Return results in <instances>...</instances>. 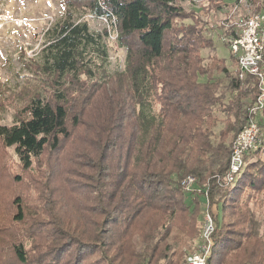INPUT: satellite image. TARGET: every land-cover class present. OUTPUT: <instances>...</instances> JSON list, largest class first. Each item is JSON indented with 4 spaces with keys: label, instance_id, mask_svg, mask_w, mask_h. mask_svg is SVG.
<instances>
[{
    "label": "trees",
    "instance_id": "trees-1",
    "mask_svg": "<svg viewBox=\"0 0 264 264\" xmlns=\"http://www.w3.org/2000/svg\"><path fill=\"white\" fill-rule=\"evenodd\" d=\"M64 1L65 18L45 32L36 57L38 62L34 60L35 74L39 72L43 76L49 90L43 92L34 86L29 88L30 93H22L27 98L16 109L14 122L0 125V145L13 148L24 170H29L33 160L46 149L58 151L62 140L72 138L71 128L78 129L81 125L85 109L80 114V106L74 101L83 90L82 78L93 81L89 104L96 99L95 89L101 87L95 77L105 73V84H119L123 99L112 95L110 101L105 95L102 115L93 107L96 118L89 132L94 146H87L85 153L87 167L103 178L101 189L94 197L99 207L96 215L103 217L104 225L110 229L117 224L113 215L119 210L123 216L117 220L120 227L126 230L140 225L143 228L137 233L142 239L146 238L148 226L155 236L150 248L144 249L142 262L159 264L167 259L164 250L159 249L161 238L171 226L170 221L185 215L190 203L196 225L194 232L199 237L200 225L196 222L202 202L194 195L187 201L180 187L183 178L193 176L197 183H208L210 202L217 203L213 247L207 264H222V255L236 252L238 248L234 246L247 238L244 229L229 228V224H244L247 215L239 214L228 223L229 210L237 207L243 192L264 189V149L245 156L242 171L232 185L221 187L213 178L223 176L228 170L231 143L245 125L247 109L259 94L257 82L252 78L238 80L236 62L231 55L235 62L234 76L219 58L207 69L200 66V47L211 46L213 42L203 38L201 20L193 12L186 13L179 0ZM76 6L94 17L105 18L115 30L116 43L125 50L122 72L108 74L109 32L106 28L92 32L86 21L75 22L71 10ZM185 20L192 22L184 24ZM214 71L223 74L226 81L214 80ZM200 76L205 81H199ZM228 92H232L231 96ZM245 98L249 99L247 106ZM216 112L226 116L225 126L217 134ZM260 120L264 131V109ZM13 204L15 217L21 221L18 198ZM79 238L69 232L64 234L60 237V249L74 245L78 257L88 249L79 245L82 243ZM12 247L19 264H27L22 242L13 243ZM258 254L253 251L248 263L258 264ZM54 263L55 258L45 264Z\"/></svg>",
    "mask_w": 264,
    "mask_h": 264
},
{
    "label": "rangeland",
    "instance_id": "rangeland-1",
    "mask_svg": "<svg viewBox=\"0 0 264 264\" xmlns=\"http://www.w3.org/2000/svg\"><path fill=\"white\" fill-rule=\"evenodd\" d=\"M200 2H198L200 4L194 3L195 5L188 0L178 2L186 13L193 12L199 17L203 25V38L213 42L211 46L200 47L198 52L202 58L200 66L207 69L219 58L224 60L225 66L234 76L235 62L231 59L226 44L220 40L217 27L225 13L230 10L232 3L230 0ZM259 11H264V0H252L240 5L238 15ZM71 12L75 22L86 21L92 32H102L104 28L107 29L109 32L107 72L108 74L122 72L125 50L117 45L115 30L111 29L108 21L103 17H94L77 6ZM66 14L67 5L64 0H0V125L9 126L14 122L16 109L23 105L27 98L26 93L22 95L24 91L30 93L29 88L34 86L43 92L49 90L43 81V76L39 72L35 74L34 60L43 46L45 32L53 24L65 18ZM191 22L185 20L184 24ZM103 75L95 77V81L101 87L95 89L96 99L89 104V97L94 90L90 88L93 81L82 78L83 90L78 95L79 99L74 101L80 106V114L81 110L85 109L81 116V125L78 129L71 128L70 125L72 138L62 140L58 151L46 149L39 158L33 160L29 170H24L13 148H4L0 145L1 264H19L12 247L13 243L17 242H22L28 259L27 264H45L53 258H55L54 264H110L111 259L113 264H149L148 260L142 262L144 249L150 248L155 236L154 232L149 231L148 226L145 227L146 238L142 239L137 233V230L143 228L140 225H133L131 229L126 230L120 227L117 220L119 221L123 216L119 210L113 215L117 224L111 225L110 229L104 225L103 217L96 215L99 207L96 206L97 200L94 197L101 189L103 178L97 177L87 167L85 153L89 148L87 146H94V138L89 132L96 118L93 107L99 109L102 115L105 95L110 101L112 95L116 99H123L121 86L112 85L114 83L105 84ZM212 76L214 80L226 81L224 75L218 72L214 71ZM199 81H205V77L200 76ZM247 86L250 88L249 84ZM247 86L242 87L245 89ZM231 94L232 92H228V96ZM243 101L246 106L249 104L248 98ZM214 117L217 120L214 129L217 134L224 128L226 116L216 112ZM258 117L261 119L262 113H259ZM86 141H90V145ZM92 153L95 157L96 154L93 151ZM205 185L199 181L196 190L193 189L190 193L181 191L187 197V201L188 197L192 198L194 195L202 202L196 222L197 226L200 225V230L206 208H209L213 216L218 211L216 201L210 202V186H208L207 206L202 194L206 190ZM16 198L21 207V221L15 217L16 208L13 201ZM237 203L236 208L229 210L227 222L232 223L239 214L245 213L247 218L244 224H229V228L236 231L244 229L243 233L247 238H242L241 244L234 246L238 248L236 252L224 253L221 262L222 264L233 261L248 263L249 256H252L253 251H257L258 264H264L262 259L264 189L256 193L243 192ZM192 208L193 204L190 203L185 215L181 214L173 222L170 221L171 226L159 243V249L164 250L167 259L160 260L159 264H184L183 260L198 243L199 237L197 238L194 232L196 225L191 217ZM218 221L221 224L222 217H219ZM249 221L250 225H248ZM68 232L77 238L80 237L82 243L79 245L88 248L78 257L74 245L64 250L60 249L62 242L60 237ZM255 240L257 241L254 246ZM59 250L62 253H59ZM104 250L108 255L107 259Z\"/></svg>",
    "mask_w": 264,
    "mask_h": 264
},
{
    "label": "built area",
    "instance_id": "built-area-1",
    "mask_svg": "<svg viewBox=\"0 0 264 264\" xmlns=\"http://www.w3.org/2000/svg\"><path fill=\"white\" fill-rule=\"evenodd\" d=\"M182 1V0H179ZM198 3L204 0H188ZM252 0H230L232 6L217 24L219 38L224 42L236 62V76L239 81L252 78L257 82L259 94L247 109V120L231 143L228 170L223 176L215 175V182L226 187L235 183L244 166V158L256 150L264 149V131L259 123V113L264 109V11L238 15L239 7ZM201 3V2H200ZM198 3V4H200ZM197 180L187 176L180 181L183 191L196 190ZM202 192L208 206V183ZM213 215L207 207L203 215L199 240L187 254L184 264H207L213 247Z\"/></svg>",
    "mask_w": 264,
    "mask_h": 264
}]
</instances>
